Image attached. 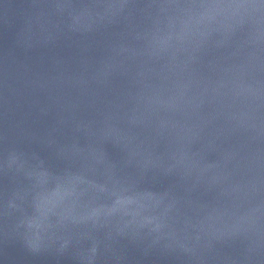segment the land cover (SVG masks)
Here are the masks:
<instances>
[{
	"label": "water",
	"instance_id": "water-1",
	"mask_svg": "<svg viewBox=\"0 0 264 264\" xmlns=\"http://www.w3.org/2000/svg\"><path fill=\"white\" fill-rule=\"evenodd\" d=\"M0 264H264V0H0Z\"/></svg>",
	"mask_w": 264,
	"mask_h": 264
}]
</instances>
